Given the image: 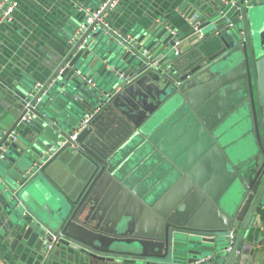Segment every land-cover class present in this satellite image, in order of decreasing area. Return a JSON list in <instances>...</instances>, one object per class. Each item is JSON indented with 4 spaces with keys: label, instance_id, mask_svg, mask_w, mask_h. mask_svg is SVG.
Wrapping results in <instances>:
<instances>
[{
    "label": "water",
    "instance_id": "water-1",
    "mask_svg": "<svg viewBox=\"0 0 264 264\" xmlns=\"http://www.w3.org/2000/svg\"><path fill=\"white\" fill-rule=\"evenodd\" d=\"M114 1L82 30L86 13L67 21L58 53L42 64L45 81H0L8 230L42 255L65 245L147 264H231L237 253L240 261L254 252L264 207V0H197L206 5L200 25L183 10L181 31L170 12L148 28L122 30L123 38L110 14L108 26L101 18ZM185 44L191 51L176 55ZM201 89L198 97L233 110L237 146L230 153L221 143L228 130L215 134L222 116L208 126L204 171L187 174L191 162L175 155L189 159L196 146H170L169 128L187 122L203 132ZM69 165L74 179L63 173Z\"/></svg>",
    "mask_w": 264,
    "mask_h": 264
},
{
    "label": "crops",
    "instance_id": "crops-1",
    "mask_svg": "<svg viewBox=\"0 0 264 264\" xmlns=\"http://www.w3.org/2000/svg\"><path fill=\"white\" fill-rule=\"evenodd\" d=\"M106 1L108 0H20L14 20L0 28V81L12 82V77L19 75L27 80L32 78L38 81H45L50 72L41 71L42 66H45L42 64H45L49 55H53V51L58 53L54 46L58 44L60 33L67 21L79 19L84 15L85 11H83L82 7L96 9ZM117 5L119 9L113 13H110L112 9H109L108 16H106L109 17L110 14V17L113 18L112 26L114 31L121 33L123 36H125L123 31L128 29L127 32H129L132 25L136 27L146 26L148 28L155 23L157 16L162 15L164 17L170 12L172 13V19L177 20V25L175 26L179 30L184 31L187 29V24L182 16L183 10L191 9L192 11L203 13V8H206V5L201 6L197 0H123L122 2L118 0ZM184 49L187 50L182 51L180 57L190 52L192 47L185 44L182 50ZM28 70H30V73H28ZM201 92L202 89L201 91H195L196 97ZM3 93L0 87V108L3 101ZM198 98L202 99L198 109L203 117L200 118L204 129L203 132L194 123L187 122L174 124V127L171 125L169 128L171 135L170 146L173 143L179 145V147L184 146L187 149L189 147L192 150L196 146L189 159L184 157V151L175 155L180 162L186 160L191 162L189 166L191 169L187 170V174L190 170H195V168H198L199 171H204V163L211 154V149L205 143V140H207L206 136L213 138L208 126H213L214 122L219 121L222 116H224L226 121L214 128L215 134L220 130L218 134L220 136L228 130L230 137L227 140H221V143L227 146L230 145V153L232 152L231 147L237 146L235 141L236 130H234L232 124L236 119L233 116V110H228L227 112L225 109L226 104L217 99H214L213 101H217L211 103L212 96ZM196 135H199V137L196 138ZM232 140L234 142L230 144ZM169 153L173 157L178 171L185 172L186 170H183L184 167L176 161L174 153L172 151H169ZM63 173L65 178L74 179L77 174L76 166L69 165L64 169ZM187 174L184 175L187 176ZM166 183L172 184L169 180ZM257 218H261L258 213ZM255 229L256 232L253 234V236H256L254 237L256 240L254 252H249L250 248H248V254H244L243 259L240 261L237 253L231 264H264V221L261 220L260 225H257ZM10 235L6 218L0 210V256L9 264H147L142 261L100 259L88 252L65 245L54 248L49 246L51 249L53 248V251L50 250L49 252L52 251L51 253L42 255L40 251L32 249L22 241L15 242L14 235ZM0 264H2L1 261ZM148 264L163 263L150 262Z\"/></svg>",
    "mask_w": 264,
    "mask_h": 264
},
{
    "label": "built area",
    "instance_id": "built-area-1",
    "mask_svg": "<svg viewBox=\"0 0 264 264\" xmlns=\"http://www.w3.org/2000/svg\"><path fill=\"white\" fill-rule=\"evenodd\" d=\"M108 1L102 3L96 9L83 8V11H85V13H86V19H85V22L83 24H81L80 30L84 29L86 24L92 22L94 19L100 18V16L104 12V9H105ZM224 1H226V0H224ZM117 2H118V0H115L112 3L111 8L115 7L117 5ZM226 3H227V1H226ZM233 3H234V1H233ZM19 5H20V0H0V28L5 23L11 22L13 20V13L18 8ZM111 8H109V9H111ZM108 10L104 13L103 17H101L106 26L110 25L109 20L105 19L106 15L108 14ZM193 17L196 19V25H200L201 24L202 13L200 11H195L194 14H193ZM229 24L231 26L233 25L231 22ZM171 32L174 35L177 34V31L174 30V29L173 30L171 29ZM217 32H219V31H217ZM116 33H117V31H116ZM117 34H118L119 37L123 38V35L121 33H117ZM179 43H180V41H176L175 42V46H177ZM181 52H182L181 49L175 50V54L176 55H181ZM42 86H43V84L38 82L35 85V88H41ZM38 100H40V98ZM75 137H76V134L72 136V138H75ZM232 238H234V236L230 235L229 236L230 244H229V246L227 248L228 251L231 249ZM50 247H52V245H50ZM0 261H1L2 264H9L1 256H0Z\"/></svg>",
    "mask_w": 264,
    "mask_h": 264
},
{
    "label": "trees",
    "instance_id": "trees-1",
    "mask_svg": "<svg viewBox=\"0 0 264 264\" xmlns=\"http://www.w3.org/2000/svg\"><path fill=\"white\" fill-rule=\"evenodd\" d=\"M259 215L262 218V220L264 221V207L259 209Z\"/></svg>",
    "mask_w": 264,
    "mask_h": 264
},
{
    "label": "rangeland",
    "instance_id": "rangeland-1",
    "mask_svg": "<svg viewBox=\"0 0 264 264\" xmlns=\"http://www.w3.org/2000/svg\"><path fill=\"white\" fill-rule=\"evenodd\" d=\"M212 28V26H209L208 28H206V29H204V34L206 33V32H208L210 29ZM172 53H174V51H172Z\"/></svg>",
    "mask_w": 264,
    "mask_h": 264
}]
</instances>
